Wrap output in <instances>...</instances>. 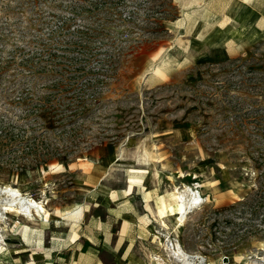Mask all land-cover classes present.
<instances>
[{
    "label": "rangeland",
    "instance_id": "rangeland-1",
    "mask_svg": "<svg viewBox=\"0 0 264 264\" xmlns=\"http://www.w3.org/2000/svg\"><path fill=\"white\" fill-rule=\"evenodd\" d=\"M211 5L221 13L225 0ZM258 8L256 38L215 56L187 36L211 27L177 24L174 0H0V122L30 146L0 150V185L46 210L4 218L0 264H264ZM82 89L97 99L58 124ZM182 186L200 203L176 231ZM74 229L130 234L128 246L73 243Z\"/></svg>",
    "mask_w": 264,
    "mask_h": 264
},
{
    "label": "crops",
    "instance_id": "crops-1",
    "mask_svg": "<svg viewBox=\"0 0 264 264\" xmlns=\"http://www.w3.org/2000/svg\"><path fill=\"white\" fill-rule=\"evenodd\" d=\"M174 1L180 9L177 24H183L184 22H186L187 17H194V21L197 23L196 25L202 24L205 27H207V25H209L208 27H211L208 28L210 30L208 32H205L203 36L198 35L200 32L193 34L192 31L194 29L189 35H187L188 37H191L193 35L195 39H197V36L201 38L203 37V40H200V44L203 43L202 46L206 49L205 53H207L208 55H228L233 51L240 53L245 47H247V45L251 41L256 38V30H260L258 26L260 22V9L258 8L260 0H225V9L221 13L219 11H213L211 9V3H213L214 0ZM221 23H223L222 28L219 26V24ZM240 25H243V27H241ZM215 33H218L219 36L216 37ZM244 41H247V43H244ZM230 46L232 48L235 47V49H229L231 48ZM148 194H150V192ZM23 227L24 226L19 227L17 232H19ZM77 231L78 229H74L72 231L73 243L77 242L79 239H82L84 242H86V246L92 248L96 246L95 241H99L102 244H105L107 239H109V241H113V243L117 242L119 239V249H121V247L125 248L126 246H128L127 243L130 234L127 235L126 233H124L122 234V236L115 235L108 236L109 238H105L106 236L99 233L96 235L98 237L96 239L93 234H81L78 236L76 233ZM27 241L28 240H26V242ZM108 245H110V243ZM41 259L43 260H34L33 264L49 263L45 260V258L41 257ZM94 261L101 264L98 258H95ZM125 261H127L128 264L130 263V260H127L126 258L125 260L121 261L122 264H125Z\"/></svg>",
    "mask_w": 264,
    "mask_h": 264
},
{
    "label": "bare ground",
    "instance_id": "bare-ground-1",
    "mask_svg": "<svg viewBox=\"0 0 264 264\" xmlns=\"http://www.w3.org/2000/svg\"><path fill=\"white\" fill-rule=\"evenodd\" d=\"M178 208L175 214V230L178 231L185 224V220L190 211L196 209L197 204L200 203L199 195L193 191L192 188L188 186H182L180 188H175ZM27 198V197H26ZM19 211L20 215L26 219V221H34L35 218L42 219L44 213L46 212L44 206L40 202H36L35 199H24L23 194H21L19 189H13L8 185H0V224H4V218L12 212ZM0 254L3 249L4 239L0 237ZM172 256L181 259V255L178 253V249L173 247L172 249L166 246ZM178 247V246H177ZM180 249V248H179ZM156 263L151 264H163V262L158 257H151ZM224 260V259H223ZM223 263H225L223 261Z\"/></svg>",
    "mask_w": 264,
    "mask_h": 264
},
{
    "label": "trees",
    "instance_id": "trees-1",
    "mask_svg": "<svg viewBox=\"0 0 264 264\" xmlns=\"http://www.w3.org/2000/svg\"><path fill=\"white\" fill-rule=\"evenodd\" d=\"M87 38H89V37H87ZM84 89L86 91L88 88L84 87ZM84 89H82V91L80 92L77 104L74 108L68 110L67 113H66V110L63 112L57 113L56 122L58 124H62V122L65 121V119L70 120L72 117H76V116H78V114L80 115L91 104V101H93V100L95 101L97 99V98H94V96H89V98H88V96L84 97L85 96ZM13 128L15 129L17 127L14 125H11V124L4 125L0 122V150H7L8 149L7 151L12 153V152L18 150V148H21L22 146H23L21 148L22 151H23V149H29V147H30V146H28L29 144H27V142L22 141L23 135L16 133L13 130ZM259 201H264V200L257 199L256 200L257 204H259ZM256 207L257 206H254L253 209L250 211L252 214H255L256 211L259 210V207H257V208Z\"/></svg>",
    "mask_w": 264,
    "mask_h": 264
}]
</instances>
